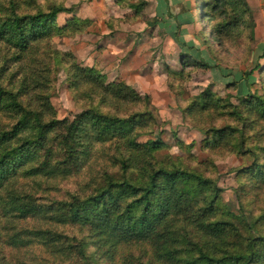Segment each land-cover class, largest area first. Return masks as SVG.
I'll use <instances>...</instances> for the list:
<instances>
[{
    "label": "trees",
    "instance_id": "trees-1",
    "mask_svg": "<svg viewBox=\"0 0 264 264\" xmlns=\"http://www.w3.org/2000/svg\"><path fill=\"white\" fill-rule=\"evenodd\" d=\"M196 1L201 7L204 26L200 25V31L206 41V32L214 35L219 45H225V37L232 32H253L252 11L245 0ZM21 2L33 11L20 12ZM115 2L129 7L134 14L147 5L145 0ZM35 5L36 0H11L8 7L0 4V42L7 50L5 63L0 64V114L10 119L0 124V188L15 176L68 174L81 158L90 157L97 145L114 140L116 154L111 159L112 165L118 166L116 171L105 169L101 181L88 195L74 194L67 201L46 206L52 213H58L57 222L73 224L88 232L102 256L113 258L117 248L127 249L129 252L121 255L122 264L132 262L130 247L141 244L150 247L159 264H264V203L251 221L242 213H230L220 204L221 189L216 179L189 167L179 157L158 158L165 146L159 138L138 142V127L156 119L152 111L120 115L94 105L73 119L55 116L44 89L48 85L47 65L33 69L34 62L43 61L37 58L39 44L66 29L78 31L90 20L73 15L59 25L54 20L56 15L73 13L72 7L52 4L44 11ZM13 63L17 68L11 71ZM70 66L72 86L77 87L82 81L93 83L102 91L105 104L110 98L149 101L147 95L141 96L123 81L105 83L94 68L76 63ZM257 68L264 73V66L258 64ZM5 74L12 86L2 83ZM251 74L252 70L245 72V80ZM30 89L32 92L23 97ZM242 100L245 104L240 109L204 92L190 107L191 110L232 107L228 113L241 122L240 127L211 128L206 140L215 148L237 134L236 147L253 159L238 170L252 180L251 185L241 184L237 197L240 209L248 207V188H264V145L258 148L249 145L246 135L247 128L264 122V93H248ZM5 192V196L0 194V207L7 212L25 217L45 210L43 204L27 194L12 188ZM30 235L35 239L42 237L38 241L45 246L54 245L57 255H73L81 261L71 264H94V252H88L90 241L85 238L41 230H33ZM28 237L29 233L25 237L14 234L8 241L21 248L31 243Z\"/></svg>",
    "mask_w": 264,
    "mask_h": 264
},
{
    "label": "rangeland",
    "instance_id": "rangeland-1",
    "mask_svg": "<svg viewBox=\"0 0 264 264\" xmlns=\"http://www.w3.org/2000/svg\"><path fill=\"white\" fill-rule=\"evenodd\" d=\"M10 1L0 0V4L8 7ZM52 4L73 9V13L56 15L54 20L59 25H64L73 15L90 20L78 31L69 28L39 44L37 58L43 61L34 62L33 69L47 65L48 85L44 89L55 116L58 119H73L76 114L94 105L120 115L152 111L156 119L138 127L137 141L161 139L165 146L158 158L164 155L179 157L189 167L216 179L221 189L220 204L230 213H242L249 221L253 220L264 203V188L247 189L248 207L244 209H240L237 198L241 184L251 185L252 182L250 176L242 175L238 170L251 164L253 159L236 147L237 134L233 135L236 137L230 135L225 143L215 148L206 142L210 138L211 128L240 127L241 122L228 113L232 107L224 109L212 106L204 110H191L190 107L204 92L212 93L215 98L223 100V104L228 101L240 109L245 104L243 95L264 93V73L256 69L258 64L264 66V45H261L264 32L260 37H256L255 32H232L225 37L226 44L219 45L214 35L206 32V41L204 33L198 29L204 26L202 14L198 21L194 14L184 20L186 32H166V26L157 28L148 19V2L138 14L115 0H36L35 6L46 11ZM32 9L21 2L20 12ZM5 48L0 42V64L5 63ZM72 63L94 68L103 76L105 83L123 81L141 96L147 95L149 101L130 102L110 98L105 104L102 91L93 83L82 81L77 87L72 86ZM16 68L13 63L10 70ZM250 70L252 74L245 80L244 73ZM7 78L5 74L2 83L12 86ZM30 91L32 89L23 97ZM8 120L0 114V124ZM246 135L249 145L255 148L263 146L264 122L258 121L252 128H247ZM116 147L114 140L103 146L97 145L90 157L85 160L81 158L77 167L65 175L15 176L4 183L0 188L3 196L5 190L12 188L34 198V201L45 206V210L37 215L21 217L0 207V264L81 262L77 256L57 255L53 251L54 245L53 248L45 246L38 241L42 237L35 239L30 235L33 230L85 238L90 241L88 252H94V264H122L121 255L129 252L127 249L122 251L117 248L113 258L102 256L99 248L91 243L94 238L88 232L73 224L57 222L58 213H52L46 207L67 201L74 194L84 197L91 193L101 181L105 169L115 172L118 168L112 165L111 159L116 154ZM256 152L260 154V151ZM26 233H29L31 240L26 247L9 244V236L18 234L25 237ZM130 251V264H159L147 244L131 246Z\"/></svg>",
    "mask_w": 264,
    "mask_h": 264
},
{
    "label": "crops",
    "instance_id": "crops-1",
    "mask_svg": "<svg viewBox=\"0 0 264 264\" xmlns=\"http://www.w3.org/2000/svg\"><path fill=\"white\" fill-rule=\"evenodd\" d=\"M145 1L149 5L148 19L154 20L153 25H156L157 28L166 26V32H186L187 29L185 30L183 25L184 20L190 19L192 14H194L196 21L200 17V7L196 0ZM245 2L252 11L253 32H255L256 37H260L264 32V0H245ZM261 45H264V39L261 40Z\"/></svg>",
    "mask_w": 264,
    "mask_h": 264
}]
</instances>
